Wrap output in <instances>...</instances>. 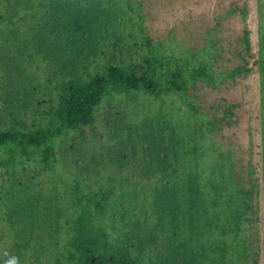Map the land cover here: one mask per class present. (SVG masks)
I'll use <instances>...</instances> for the list:
<instances>
[{
	"label": "rangeland",
	"instance_id": "374dc122",
	"mask_svg": "<svg viewBox=\"0 0 264 264\" xmlns=\"http://www.w3.org/2000/svg\"><path fill=\"white\" fill-rule=\"evenodd\" d=\"M71 1L0 0V128L51 127L50 111L63 82L86 80L110 63L131 64L139 75L146 56L156 55L166 70L202 68L212 81L200 78L183 95L158 99L138 91L111 94L94 123L56 139V165L45 167L37 153L24 161L0 150V264L12 258L17 264H65L62 255L78 236L69 191L109 192L120 185L111 179L118 175L134 192V183L142 186L161 173L156 169L146 176L153 165L143 163L156 161L154 150L167 156L172 133L187 142L195 130L204 133L198 138L203 167L214 164L216 175L221 162L229 166V153L235 160L220 200L229 197L231 208H245L241 189L253 192L242 247L253 249L248 264H264V0L97 1L102 13L88 36L73 25L77 0ZM245 58L254 67L248 75L237 72ZM225 104L237 105L239 120L233 126L216 120ZM209 119L217 121L212 133L203 125ZM198 120L194 127L191 122ZM137 197V204L149 205L141 201L145 195ZM139 205L134 217L143 210ZM123 227L130 228L117 221L108 230L113 235ZM195 239L197 246L204 244ZM198 253L197 264H210L201 249ZM188 255L182 251L185 259ZM181 260L176 257V264Z\"/></svg>",
	"mask_w": 264,
	"mask_h": 264
},
{
	"label": "trees",
	"instance_id": "16d2710c",
	"mask_svg": "<svg viewBox=\"0 0 264 264\" xmlns=\"http://www.w3.org/2000/svg\"><path fill=\"white\" fill-rule=\"evenodd\" d=\"M97 1L102 0L71 1L73 4L75 2L76 8L75 15L70 17L74 27L84 36L92 34L90 24L101 12ZM249 60L245 58L243 67L237 72L251 74L254 67L249 66ZM145 62V69L139 75L131 64L110 63L101 72L89 74L86 80L77 76L64 81L57 95V104L50 111L51 127L0 128V150H7L15 158L19 154L24 161L37 153L45 167L56 165V139L68 131L94 123L99 108L111 94L121 90L138 91L158 99L164 94L183 95L200 78L212 81L209 73L202 68L166 70V62L156 55L146 56ZM236 106L223 105L216 120H224L229 126L237 124L239 115L234 111ZM194 117H197L196 112ZM216 120L204 122L208 133L214 131ZM191 123L195 127L200 121ZM172 135L173 142L167 156H160V151L155 149L156 161L143 163L153 165L147 169V177L154 175L156 169L161 171L160 175H154V181L150 180L142 186L134 183V192L122 186L127 179H119L118 175H111V179L120 185L110 187L109 192L85 191L81 187L69 191L77 210L74 226L78 227V236L68 244L70 251L62 255L65 256V264H145L146 259L149 264H176L175 258L179 256L182 264H197L195 258L199 254L198 249L206 254L210 264H248L253 249L251 244L243 248L241 238L247 229L242 227L246 213L253 211L249 205L253 192L249 188L241 189L245 199L240 204H244L245 208H231L229 197L226 201L220 200L223 196L221 186L229 184L225 174H234L233 155L229 153V158H232L229 166L221 165L226 162H217L221 172L214 175V164L203 167L205 152L198 142V138L204 136L203 132L195 130L187 142L179 137L177 131ZM214 141L212 139L211 143ZM216 149L212 150L215 152ZM38 173L41 174L40 170ZM138 191L145 195L141 201L149 205L136 203L139 201ZM149 192L152 197H148ZM138 205L143 210L134 217L133 209ZM150 214L155 216L154 221H149ZM104 221H107V225L103 224ZM117 221L130 228L123 227L117 234L111 235L108 226H113ZM192 237L203 239L204 244L197 246ZM170 240L175 244L170 245ZM208 249L210 253H207ZM183 250L189 254L187 259L182 256ZM52 256L61 261V256L55 253Z\"/></svg>",
	"mask_w": 264,
	"mask_h": 264
},
{
	"label": "clouds",
	"instance_id": "9594fccd",
	"mask_svg": "<svg viewBox=\"0 0 264 264\" xmlns=\"http://www.w3.org/2000/svg\"><path fill=\"white\" fill-rule=\"evenodd\" d=\"M7 264H17L16 258H12L9 261H7Z\"/></svg>",
	"mask_w": 264,
	"mask_h": 264
}]
</instances>
